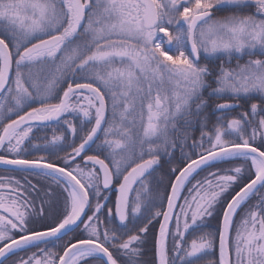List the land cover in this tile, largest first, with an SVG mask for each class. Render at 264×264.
<instances>
[{"label":"snow or ice","instance_id":"1","mask_svg":"<svg viewBox=\"0 0 264 264\" xmlns=\"http://www.w3.org/2000/svg\"><path fill=\"white\" fill-rule=\"evenodd\" d=\"M245 55L264 0H0V264H264V59L208 63Z\"/></svg>","mask_w":264,"mask_h":264},{"label":"trees","instance_id":"2","mask_svg":"<svg viewBox=\"0 0 264 264\" xmlns=\"http://www.w3.org/2000/svg\"><path fill=\"white\" fill-rule=\"evenodd\" d=\"M215 87V86H213ZM205 98L209 100V107L205 110V113L208 117V130L212 129L213 124L215 123V119L216 116L219 115L218 113H214L213 112V107L214 104L216 102H222V101H215L213 100V98H209L208 97V91L205 92L204 94ZM253 102H258V98H254L250 101L245 102L244 100L241 101L243 108L242 109H238L237 111L240 110H249L250 109V104ZM231 115H236V112L231 113ZM183 125V121H180L178 123V128L179 131L177 132H172L170 131L169 136L170 139L175 140L177 142V147L173 153L174 157H176L177 159L180 156V147H179V138L182 137L183 132L185 131V129L182 127ZM59 129L57 130V134H59ZM187 131L190 133L191 139L188 140V144L190 145L192 143V139H199L200 137V125L199 123L194 124L191 128L187 129ZM38 135L43 136V135H47V137L49 139H51L52 136V128H47L42 132H39ZM35 142V141H34ZM91 154V153H89ZM167 158L166 157H162V164H163V168L156 173V176L158 179L162 180V185L160 187V192L161 194H163V192L165 191V187L169 180L168 177L165 175V173L168 171V165L166 163ZM0 175H14V176H18V173H9L5 170H0ZM133 196L135 195V193L132 194ZM114 197V196H113ZM112 197V199H113ZM251 203H255V199H253L251 201ZM243 213H241L242 215ZM208 224V228L206 229L207 231H215L217 226H218V219L216 217L213 218H209V220L207 221ZM158 228V225L156 226ZM79 235V232L77 233H70L68 237H65V240H69L71 239L73 236ZM127 237L125 236L124 239H126ZM190 243V241H189ZM135 247V245L133 246ZM37 251L36 249H30L27 252H20L18 253L17 256H12L9 258L7 264H12L13 261L17 260L19 257H25L27 258L28 255H31L32 252ZM142 252L143 255L139 256V257H132L133 260H135L137 262V264H152L153 260H154V249H153V236H152V232L150 231L148 233V235L146 236L145 242L142 245ZM215 255L214 256H209L208 259H213V260H218L219 258V243H218V239H217V244L216 247L214 249ZM62 254V253H61ZM122 259H127L125 257H122Z\"/></svg>","mask_w":264,"mask_h":264},{"label":"flooded vegetation","instance_id":"3","mask_svg":"<svg viewBox=\"0 0 264 264\" xmlns=\"http://www.w3.org/2000/svg\"><path fill=\"white\" fill-rule=\"evenodd\" d=\"M259 58H260V59H262V58L264 59V56H262V58H261V57H259ZM249 59H251V57L245 55V56H243L241 59H239V61H237L236 58H232L231 62L228 63L227 60H226V58H225L223 61H222V60H212V61H209V64H210V67H212L214 70H217V69H218V66H219L222 62L224 63L225 68H236L237 63L243 65V64H245ZM213 86H215V84H214ZM205 92H206V90H205ZM205 92H204V94H205ZM213 100H215V99L213 98ZM221 101H222V100H221ZM222 102H223V101H222ZM14 118H15V117H14ZM114 199H115V197H113V200H114Z\"/></svg>","mask_w":264,"mask_h":264},{"label":"rangeland","instance_id":"4","mask_svg":"<svg viewBox=\"0 0 264 264\" xmlns=\"http://www.w3.org/2000/svg\"><path fill=\"white\" fill-rule=\"evenodd\" d=\"M253 11H254V9H253ZM224 14H225V13H223V12L215 13L216 16H222V15H224ZM259 57L262 58V56L254 55V56L251 57V59H260ZM262 59H263V58H262ZM208 63H209V62H208ZM213 85H214V83H213ZM206 91H208V90H206ZM13 118H14V117H13Z\"/></svg>","mask_w":264,"mask_h":264},{"label":"water","instance_id":"5","mask_svg":"<svg viewBox=\"0 0 264 264\" xmlns=\"http://www.w3.org/2000/svg\"><path fill=\"white\" fill-rule=\"evenodd\" d=\"M0 170H5L4 168H0Z\"/></svg>","mask_w":264,"mask_h":264}]
</instances>
